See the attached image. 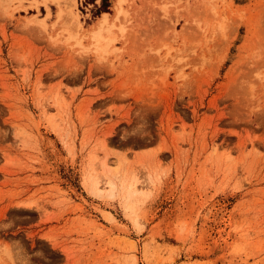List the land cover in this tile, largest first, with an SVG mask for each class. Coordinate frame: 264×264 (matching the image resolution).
Wrapping results in <instances>:
<instances>
[{"label":"rangeland","instance_id":"obj_1","mask_svg":"<svg viewBox=\"0 0 264 264\" xmlns=\"http://www.w3.org/2000/svg\"><path fill=\"white\" fill-rule=\"evenodd\" d=\"M113 6L0 0V264H264V0Z\"/></svg>","mask_w":264,"mask_h":264},{"label":"bare ground","instance_id":"obj_2","mask_svg":"<svg viewBox=\"0 0 264 264\" xmlns=\"http://www.w3.org/2000/svg\"><path fill=\"white\" fill-rule=\"evenodd\" d=\"M124 0H114V10H115V13H116V17L118 18L119 17V14H121V12L123 13V9H122V3H123ZM108 24V19H107V14L106 13H103L101 14V16L99 17L98 21H97V24H96V28L95 30L92 32V35H93V38L96 40L95 43L97 42H100L101 40H103L104 38L106 39L105 34L104 36H102V30L105 29V26L106 27H109L107 26ZM112 27V26H111ZM110 28V27H109ZM91 30V29H90ZM110 32V31H109ZM108 34V33H106ZM110 37V35H107V37ZM108 37V38H109ZM112 38V37H111ZM107 40V39H106ZM105 41V40H104ZM106 42V41H105ZM107 42H109L107 40ZM104 44V42H103ZM109 44V43H107ZM99 45V44H98ZM99 47V46H98ZM103 49V48H102Z\"/></svg>","mask_w":264,"mask_h":264}]
</instances>
